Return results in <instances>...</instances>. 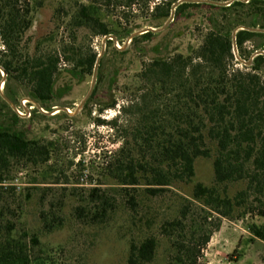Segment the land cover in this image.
Segmentation results:
<instances>
[{
  "label": "trees",
  "instance_id": "16d2710c",
  "mask_svg": "<svg viewBox=\"0 0 264 264\" xmlns=\"http://www.w3.org/2000/svg\"><path fill=\"white\" fill-rule=\"evenodd\" d=\"M112 0H107L108 6ZM172 0L155 3L151 17L169 19L175 3ZM225 3L232 0H214ZM22 2V6L19 7ZM138 0H123V6L133 8ZM37 3L41 4L37 0ZM188 8H208L215 12L208 18L209 31L203 44L193 53L178 54L170 58H156L145 63L138 75L142 92L135 109L136 129L133 147L125 155L124 149L111 161H105L107 176L115 180L127 192V206L132 221L137 219V188L144 185L143 194L151 199L167 192L175 184L192 186V200L184 204L172 220L159 225L158 233L168 241V257L165 264H201L203 252L212 236L222 226V220L232 218L236 211L264 218V55L257 56L249 71L234 68L233 32L239 27L259 31H239L237 47L247 42L254 44V52L264 51V0H235L230 6L207 3H183L175 16ZM28 0H0V39L4 50L0 52V68L6 73L5 96L15 105L18 96L11 83L17 80L29 90V98L52 112L60 106L67 88H57V77L62 63H71L69 74L78 80L93 75L99 56L92 47L86 54L73 42L61 50L43 52L44 42L54 43V34L47 35L38 44L34 54L23 39L33 24ZM73 30H89L93 36L105 38L114 35L123 44L133 30L120 33L102 20L98 0H89L80 6L72 18ZM158 34L148 32L136 36L132 43L150 41ZM107 45L113 46V41ZM158 50V49H157ZM114 52L125 55L114 48ZM138 52H142L139 49ZM104 56L100 62L98 82ZM68 91V90H67ZM0 112L9 109L8 125L0 116V185L4 179L2 164L13 159H27L34 163H48L51 145L30 141L22 131L14 127L22 120L3 99ZM164 100V101H163ZM163 101V103H162ZM44 116L38 110L35 111ZM63 116L69 117L67 113ZM8 121V123H9ZM116 126L117 121L112 123ZM137 154V155H134ZM137 156V159L135 158ZM200 158L213 159L212 185L195 182L196 162ZM231 185H244L234 197ZM132 192V193H131ZM89 204L76 209L77 218L87 226H102L109 222L117 210L116 200L99 188L90 190ZM194 202L201 204L198 208ZM217 215L218 217H215ZM3 212H0V264H55L54 254L37 253L41 246L38 235L16 234L15 223L7 222L2 228ZM44 229L48 233L63 227V219L54 215L49 220L42 214ZM143 218H140L142 221ZM148 230L154 227L147 219ZM253 240L264 243V224L249 227ZM160 241L150 235L137 242L131 240L127 264H153L159 253Z\"/></svg>",
  "mask_w": 264,
  "mask_h": 264
},
{
  "label": "rangeland",
  "instance_id": "374dc122",
  "mask_svg": "<svg viewBox=\"0 0 264 264\" xmlns=\"http://www.w3.org/2000/svg\"><path fill=\"white\" fill-rule=\"evenodd\" d=\"M28 1L33 24L23 39L22 47L27 45L31 54L35 53L39 42L51 34H54L55 41L43 42V52L61 50L64 45L73 42L71 37L77 34L76 45L81 47L83 54L88 52L89 47L101 54L104 38L93 36L89 30H73L69 26L80 6L88 4L89 0H38L40 6L37 0ZM169 1L172 0H138L131 9L123 6V0H112L110 6L107 0H98V4L102 9V20L109 27L120 33L126 30L137 33L147 28L159 29L168 23L171 17L154 20L151 15L155 3ZM22 5L21 2L19 7ZM214 12L208 8L186 9L184 14L175 16L165 31L157 33L150 41L139 43L142 52H138L130 38L123 44L113 42V46L107 45L100 82H97L85 107L77 115L68 114V118L63 116L65 112H54L67 107L74 113L88 95L93 75L78 80L68 72L72 64L62 63L56 87H70L63 92V98L58 102L60 106L52 112L43 108L48 114L39 112L44 116L32 110L30 117L22 118L14 127L16 131L24 132L30 141L51 145L52 154L48 163L13 159L2 164V228L9 221L15 223L18 235H38L41 246L36 252L43 256L52 252L55 264H127L131 240L141 242L147 236L155 235L160 247L153 264L166 263L169 244L157 228L164 221L176 217L178 209L185 203L184 199L192 200V186L175 184L167 192L151 199L143 194L146 186L138 187L136 195L140 205L137 219L132 221L133 214L126 204L127 192L107 176V165L104 163L115 159L123 149L127 155L129 148L133 147L129 144L133 143L136 129V110L133 108L128 113L124 110H130L132 104L139 103L142 92L138 90V75L144 64L156 58L193 53L203 44L210 27L208 18ZM114 48H125V55L115 53ZM254 49L252 42L245 43L238 50L239 58L248 62L255 54ZM3 50L0 39V52ZM233 66L241 71H249L248 65L236 58ZM4 75L6 73L0 69V95L5 94L7 75ZM11 89L18 96L16 106L30 100L28 88L17 80L13 79ZM8 113L9 109L0 112V116L11 125ZM114 121H117L116 126L112 124ZM196 170L195 182L213 184V159H198ZM94 188L101 189L117 203L116 213L102 226L84 225L76 215L78 207L89 204L88 195ZM243 188L244 185H231L230 196L234 197ZM194 203L202 208L200 203ZM43 213L48 214L49 220L54 215L61 217L63 227L48 233L44 229ZM147 219L153 221L152 230H148ZM257 223L263 225L264 218L260 220L255 215H244L243 211H236L232 218L223 219L221 229L213 234L203 252L201 264H264V243L253 240L249 230L252 224Z\"/></svg>",
  "mask_w": 264,
  "mask_h": 264
},
{
  "label": "water",
  "instance_id": "95a60500",
  "mask_svg": "<svg viewBox=\"0 0 264 264\" xmlns=\"http://www.w3.org/2000/svg\"><path fill=\"white\" fill-rule=\"evenodd\" d=\"M235 0H232L230 2H225V3H219V2H215V1H209V0H181V1H178L177 3H175L173 5V8H172V14H171V19L168 23H166L162 28H159V29H155V28H147L143 31H140V32H137V33H134L131 37H130V41H132V39L136 36H139V35H143L145 33H148V32H154V33H159V32H162V31H165L169 25L174 21V18H175V13H176V9L183 3H207V4H211V5H217V6H230ZM237 1H244V2H248L249 0H237ZM242 30H246V31H259V30H253V29H249V28H244V27H240L238 29H236L234 32H233V45H234V54L236 56V59L241 61L242 63H246L248 66H251L254 59L257 57V56H260V55H264V51H258L256 52L253 57L248 61V62H245L243 60H241L238 56V47H237V34L239 31H242ZM108 41H113L114 43H117L118 40H117V37L114 36V35H111V36H107L104 38L103 40V45H102V52L101 54L98 56V59H97V62H96V65H95V68H94V73H93V81H92V86H91V89L88 93V95L86 96V98L82 101V103L80 104V106L76 109V111L74 113H72L70 111L69 108L67 107H61V108H58L56 109V111H58V113L60 112H65L69 115H77L84 107L85 105L87 104V102L89 101V99L91 98L94 90H95V87L97 85V82H98V74H99V68H100V62H101V59L102 57L104 56L105 52H106V48H107V42ZM125 49V48H124ZM124 49L122 48H119L120 51H123ZM1 69V68H0ZM3 71V70H2ZM6 75H4L5 77ZM2 97L4 98V100L12 107L13 110L16 109V105L11 102V100L5 96V94L2 93ZM38 108L40 107V105L37 103V102H34L32 101ZM45 114H48L47 112Z\"/></svg>",
  "mask_w": 264,
  "mask_h": 264
},
{
  "label": "built area",
  "instance_id": "2783aa9c",
  "mask_svg": "<svg viewBox=\"0 0 264 264\" xmlns=\"http://www.w3.org/2000/svg\"><path fill=\"white\" fill-rule=\"evenodd\" d=\"M40 105V104H39ZM32 110H38L40 112L46 113V111L43 109V107L40 105L38 108L32 101L26 100L22 101V103L19 106H16V109L14 112L21 118L31 116Z\"/></svg>",
  "mask_w": 264,
  "mask_h": 264
},
{
  "label": "bare ground",
  "instance_id": "6f19581e",
  "mask_svg": "<svg viewBox=\"0 0 264 264\" xmlns=\"http://www.w3.org/2000/svg\"><path fill=\"white\" fill-rule=\"evenodd\" d=\"M70 111H71V110H70ZM71 112H72V111H71ZM54 113L56 114V113H58V111H55Z\"/></svg>",
  "mask_w": 264,
  "mask_h": 264
}]
</instances>
